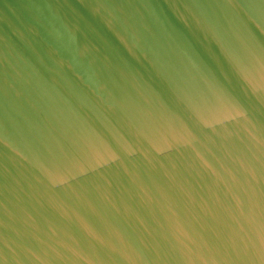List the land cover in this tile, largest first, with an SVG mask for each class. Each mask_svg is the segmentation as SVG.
I'll return each mask as SVG.
<instances>
[{
	"label": "water",
	"instance_id": "1",
	"mask_svg": "<svg viewBox=\"0 0 264 264\" xmlns=\"http://www.w3.org/2000/svg\"><path fill=\"white\" fill-rule=\"evenodd\" d=\"M0 264H264V209L132 143L0 50Z\"/></svg>",
	"mask_w": 264,
	"mask_h": 264
}]
</instances>
